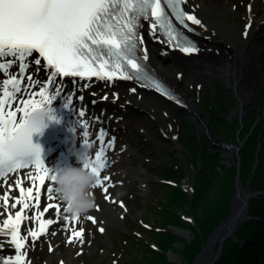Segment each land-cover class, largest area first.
<instances>
[{
    "label": "snow or ice",
    "instance_id": "obj_1",
    "mask_svg": "<svg viewBox=\"0 0 264 264\" xmlns=\"http://www.w3.org/2000/svg\"><path fill=\"white\" fill-rule=\"evenodd\" d=\"M248 16L245 37L253 27L251 3ZM196 26L207 28L190 0H0V75L7 74L0 84V178L7 187L0 196V236L14 250L13 254L0 253V264H31L29 247H35L49 233L48 226L57 223L61 209L65 212L53 195L52 169L42 159L41 147L32 142L33 133L43 126L46 106L54 111L50 106L64 96L67 82L63 78L84 81L88 87L93 78L106 83L134 80L180 104L181 98L156 77L149 63L145 29L154 41L167 45L163 55L178 50L192 56L202 51L199 42L186 34L197 33ZM14 67L18 71L13 72ZM131 91L135 93L136 88ZM84 99L79 96L81 105ZM103 99L109 97L104 95ZM64 104L71 107L72 101L65 97ZM79 114L83 116L84 112ZM81 126L88 128V121ZM83 135V144L90 145L89 132ZM106 136L101 129L100 141ZM116 143L113 136L107 147L115 148ZM106 152L101 146L85 167L99 178L94 188L101 187L102 198L108 200L105 182L111 177H102L109 164ZM18 171L31 180V186L25 187L21 178H16L14 184L8 182L9 176ZM41 186L53 202L41 204ZM31 210L35 214L26 215ZM54 215L56 218H51ZM69 219L65 215L61 225L69 231L66 242L76 238L82 243L84 229L69 228ZM78 219L71 217L73 223ZM87 219L95 222L92 216ZM26 220L35 221L38 227L25 225L24 235L22 224ZM99 231L105 229L100 227ZM5 247L0 242V249Z\"/></svg>",
    "mask_w": 264,
    "mask_h": 264
},
{
    "label": "rangeland",
    "instance_id": "obj_2",
    "mask_svg": "<svg viewBox=\"0 0 264 264\" xmlns=\"http://www.w3.org/2000/svg\"><path fill=\"white\" fill-rule=\"evenodd\" d=\"M225 1L230 3L229 8L232 11L228 16L229 20L245 23L247 7L251 0H219L218 2L222 5ZM262 3L264 4V0ZM259 30L261 39L257 46L261 52L260 82L258 89L252 92L253 100L250 106L246 110L242 108V99L237 97L234 85L224 79L198 76L188 67L173 66L165 62L163 64L165 73L170 77L180 73L183 77L181 92H184L189 100L196 104L202 113L203 122H193V118L187 112L182 114L175 106H170L164 101H158L157 106H152L143 99H136L144 106L140 114L135 111L129 112V119L123 122L124 128H119L117 133L110 132L111 136L117 138L115 148L112 150L117 160L111 170L114 173L113 183L108 193L109 196H119V199L113 201L118 216L116 219L103 216L95 223L87 217H81L76 226L84 229L83 242L75 241L74 252L68 247L70 242H66L69 235L67 229L61 241L55 244L46 242L41 248L31 253L32 264H125L126 260L130 261V264H143L148 259L156 264H193L206 247V242L213 231L223 222V220L218 221L211 232L208 230L210 229L206 210L208 206L205 207V203L207 204L211 197L218 196L221 189L229 186L228 183L232 184L233 180L231 204L237 191L236 182L240 168L243 185L249 187L250 192H261L251 200L250 208L255 199L264 201V190H253L251 179L246 181L243 175L245 163L252 158V167L247 169L250 171V176L256 175L264 149V26ZM190 68L193 67L190 66ZM40 76L43 78V72ZM37 91H39L38 88ZM87 102L88 100L86 105L89 104ZM88 115L92 119L91 126H95L94 130L99 134L102 127L98 125V115H94L92 110ZM219 116L221 118H218ZM201 124L208 126L217 147L210 142L206 129ZM195 135L196 140L193 143L198 145L199 151L196 154L194 152L193 155L185 142L195 138ZM94 142L96 144L98 139H94ZM234 146H237L239 151L233 148ZM208 147L212 149V154L219 155L215 159L216 164L219 161L220 165L215 164L216 173L209 174L213 176L214 183L210 186L209 193L205 194L202 200H198L194 196L195 187L197 179L202 174L204 151ZM93 148L92 153L96 150V146ZM247 148L251 151L249 157L245 155ZM176 164L179 167H185L181 170L184 178L176 184L191 195L190 205L187 206H185L186 200L179 195V192L169 189L166 186L169 185L168 180H164L159 174L164 166ZM133 175H138V180L135 179L136 181L131 183ZM0 193H2L1 189ZM181 205L185 206L184 210L187 213L179 210L178 214L182 215L188 224L196 226L195 229H192L190 225L173 224L172 220L177 216L176 208H181ZM90 215L93 214L90 213ZM256 219L264 221L260 217ZM100 227L105 229L103 233L99 231ZM167 228L170 232H167ZM239 229L240 227L236 231L238 232ZM178 230L187 232L189 236L177 234ZM171 233H174L175 237ZM236 234L224 241L223 248L231 239L240 242V247L245 245L247 238L237 239ZM127 239L131 241L130 248L134 246V252L129 255L127 253L125 255ZM201 243V250L196 256V248L193 245ZM48 244L53 245L51 251ZM160 246L166 250L164 256L153 253L159 250ZM62 247L68 249H62ZM59 250L62 254L51 258L53 254L60 253ZM173 255L177 257L174 258Z\"/></svg>",
    "mask_w": 264,
    "mask_h": 264
},
{
    "label": "bare ground",
    "instance_id": "obj_3",
    "mask_svg": "<svg viewBox=\"0 0 264 264\" xmlns=\"http://www.w3.org/2000/svg\"><path fill=\"white\" fill-rule=\"evenodd\" d=\"M219 0H210V2H206V0H190L192 4V9L195 11V13L198 15V18H201L204 22V24L207 26L206 29L200 28V26H197L200 28L202 33H204V44H206V48L204 51V57L195 59V61L187 63L179 60L177 57H174V59L168 60L163 54L160 53V51H163L165 48V45L156 46V42L148 35L147 29H145V37H146V43L149 46V58L151 59L152 63L154 64V67L157 69V72L161 73L165 79H167L171 84H173L176 89H178V95L182 100L181 107L186 110H189L192 114V117L195 119L197 117H200L202 119V113L189 98L186 96V94L181 92V88L183 86V77H181L180 73H178L175 77H170L167 73H165L163 64H165V60L169 61L168 63L172 64L173 66H183L188 67L189 70L194 71V73H197L198 76H207V77H220L227 81L230 84H233L235 87V90L237 92V97H241L242 101V108L245 110L250 106L252 100H253V94L254 90L258 89V85L260 82V70H261V63H260V49L257 46L260 42V28L264 26V4L262 3V0H251V6H252V17H251V23L253 25L252 29L250 30L249 36L245 37L243 35V32L245 30V26L249 23V16L248 12L246 14V22L245 23H238L236 20H229V15L231 14L230 3H227L226 1L224 4L221 5V3L218 2ZM249 3V4H250ZM249 6V5H248ZM188 9V8H187ZM248 9V7H247ZM211 37V39H209ZM192 66L193 68H190ZM193 73V74H194ZM134 88L132 84L130 83H116L113 84L111 82H94L91 83V87H88L86 83H75V84H68L66 83V88L64 89V96H62L60 99H57L54 101V103L50 106L54 111L60 114L61 118L63 117L64 120H62L63 126H76L80 130L88 131L91 128H83L81 124L84 121V118L80 116V111L82 105L86 103V100H88L87 103L92 104H99L100 107H102L105 111H115V112H125L129 114V112H136L140 114L141 108H144L141 102H139L136 99H143L146 102L150 103L152 106H157L158 99H156L152 95H148L146 93H143L141 91H138L137 86L136 92H132L131 89ZM75 92V96H70L69 94ZM83 95L85 97L83 104L81 105V102L79 101V96ZM107 95L109 97L108 100H104L103 96ZM119 96V99L117 100L115 97ZM65 97L70 99L72 101L71 107H66L64 104ZM94 102V103H93ZM86 105V104H85ZM49 107V106H48ZM56 113V114H57ZM19 119V114H18ZM201 123V122H200ZM203 125V124H201ZM204 126V125H203ZM205 127V126H204ZM82 138H84L82 136ZM89 141H91L93 138L90 136L88 137ZM72 144V141H70ZM76 142V140H75ZM109 149V148H107ZM143 152V151H141ZM140 152V153H141ZM54 159V158H53ZM52 159V161H53ZM111 160H115V158H112ZM46 166H48V163H45ZM113 165H109V168L106 169L107 172L102 173V177L104 175L110 176L111 179L109 181H106V186L109 190L110 186L112 185V176L114 175L112 170ZM28 171H32V169H27ZM27 170H25L27 172ZM137 172V171H136ZM138 173V172H137ZM16 178H21L23 180V184L25 183L27 179L26 175H21V172H17L14 174H11L8 178L9 183H13ZM138 178V175H133L131 178V183L133 181H136L135 179ZM127 179V177H126ZM138 180V179H137ZM243 181V180H242ZM4 191L7 190L6 183L4 184ZM25 185V184H24ZM247 187V186H246ZM18 194V192H17ZM103 189L101 187H96L94 189V196H95V207L91 209L89 212L94 215V218L99 219L100 217L108 218V219H116L118 214H116V209L113 205V201L116 199H119L118 195L109 196V193L107 195L109 196L108 200H105L102 198ZM48 198V195H47ZM234 200V199H233ZM57 201V200H56ZM52 200H41V204L44 203H51ZM58 202V201H57ZM233 202V201H232ZM60 203V202H58ZM62 205V203H60ZM229 215L223 219L225 221L227 218H229L230 214L232 213V203L229 206ZM15 211V210H13ZM88 212V213H89ZM29 216H32L35 214V210H31L27 212ZM59 219L57 220V223L53 225L54 229L49 232L47 235L43 236L40 241H38L35 245V247H29L28 255L30 258V254L35 252L37 249L41 248V246L44 243H57L59 240L61 241L63 238H61V233H65V231L62 229L61 226L63 223V217L65 216V212L61 209V211L58 213ZM47 218V214H46ZM51 218L55 219L56 216H52ZM251 221V220H248ZM97 222V221H96ZM29 224H31L29 226ZM28 225L29 227L35 226L36 222L32 221H24L22 224V234L27 235V231L25 230L24 226ZM76 225V224H75ZM75 225H69L71 228H75L76 230H79ZM60 227V228H59ZM67 230L66 228H64ZM52 232L55 233V235H52ZM76 239V238H74ZM74 240L68 244V247L73 250H75ZM0 242L5 243L6 247L4 249H0V253H6V254H13V249L7 246V239L0 236ZM219 241L214 240L212 241V245L207 249V257L213 253L214 248H218ZM58 249V248H57ZM62 249H68L62 247ZM60 251V250H59ZM60 253H55L51 256L54 257V255H61ZM203 260V259H202ZM201 260V262H202ZM32 264V262H31ZM65 264V263H64Z\"/></svg>",
    "mask_w": 264,
    "mask_h": 264
},
{
    "label": "trees",
    "instance_id": "obj_4",
    "mask_svg": "<svg viewBox=\"0 0 264 264\" xmlns=\"http://www.w3.org/2000/svg\"><path fill=\"white\" fill-rule=\"evenodd\" d=\"M218 118H221L220 116ZM219 121V119H218ZM221 123V122H220ZM223 124V123H222ZM188 139V137H187ZM194 140H196V135L195 138H191V140H187V142H185V144L187 145V147L190 148L191 153L194 152L196 154L197 151H199L198 149V145L194 144ZM252 150V155H253V146L251 148ZM263 154L260 156V166L258 168V171L256 173V175H249L250 171L247 169L248 167H252V159H250L249 161H247L246 164V168L244 171V179L247 181L249 179H251L252 181V186H253V190H264V149H263ZM212 149L210 147H208V149H206L204 151L205 154V158L204 161L202 162V174L199 176V178L197 179V184H196V190L194 193V196H196V199H200L202 200V197H204L205 194L209 193L210 190V186L214 185L213 183V176H210L211 174H215V164H216V157H218L219 155L217 154H212ZM245 155L247 157H249L251 151L250 149H246L245 150ZM217 166H219V161L216 164ZM182 169H185V167H179L177 166V164L175 166H164V168H162L161 172L159 173L161 176V178H163L164 180L167 179L169 182V185H166L169 189H172L176 192H179V195L182 196L184 198V200H186V205L188 204L190 205V197L191 195L185 191H183L182 189H180L178 187V185L176 184V182H179L181 179H183L184 177V173L183 171H181ZM210 174V175H209ZM210 176V177H209ZM226 182V181H225ZM231 183H228V185L231 187L229 188V186L222 188L221 189V193L218 196L215 197H211L209 199V202L206 204L205 202V207H207V215H208V225H210L208 229L210 232L213 230V228L216 226V223L218 221H222L223 219H225L228 215H229V205H230V201H231V192L232 189L234 187V182L233 180L231 181ZM175 185H174V184ZM231 184V185H230ZM229 188V190L227 191V189ZM227 192H229L227 194ZM185 206L181 205V208L178 207L176 208L177 212H176V217L173 218L172 222L175 225H181V226H187L190 225L192 229H195L196 226L192 225V224H188V222H186L183 219L182 215H179L178 212L179 210L182 211H186L184 210ZM212 206V207H211ZM187 213V212H185ZM184 213V214H185ZM251 217L253 218V220L251 221H245L244 224L240 227L239 231L236 234L237 239H245L247 238L245 241V245L240 247L238 241L235 242V239H231L228 240V244L226 243V245L224 246V250H223V255L220 258V260L216 263V264H264V221H259L258 219H256V217H260L264 219V201H258L257 199H255L251 205ZM198 223V222H197ZM167 232H170L167 228ZM131 234V233H130ZM171 235L174 236V233H171ZM132 236V235H131ZM169 237V236H168ZM175 237V236H174ZM131 238V237H130ZM133 238V237H132ZM130 239H127L126 243H128V245H125V255L127 253V255H129L130 253L134 252V246H132V248H130L129 243L131 241H129ZM196 241V240H195ZM193 243V242H192ZM201 244H197V245H193V247H195V254L196 256L198 255L199 251L201 250ZM147 247H149L148 245H146ZM166 250L160 246V249L153 252L154 254H158L161 256L165 255ZM195 256V257H196ZM187 260H191L188 257H184ZM145 261V260H144ZM143 261V262H144ZM192 261V260H191ZM125 264H130V261L126 260ZM134 264V263H132ZM142 264V263H141ZM143 264H156V262H152L151 260L148 259V261L146 263ZM159 264V263H157Z\"/></svg>",
    "mask_w": 264,
    "mask_h": 264
},
{
    "label": "clouds",
    "instance_id": "obj_5",
    "mask_svg": "<svg viewBox=\"0 0 264 264\" xmlns=\"http://www.w3.org/2000/svg\"><path fill=\"white\" fill-rule=\"evenodd\" d=\"M70 153L78 165L65 163L52 170L53 195L69 217L80 218L95 207L94 185L99 178L85 167L93 160L92 145L78 147L73 138Z\"/></svg>",
    "mask_w": 264,
    "mask_h": 264
},
{
    "label": "water",
    "instance_id": "obj_6",
    "mask_svg": "<svg viewBox=\"0 0 264 264\" xmlns=\"http://www.w3.org/2000/svg\"><path fill=\"white\" fill-rule=\"evenodd\" d=\"M204 49L201 51L200 54L196 55H192V56H187L184 53H180L179 51H174L173 52V56L177 57L179 60L183 61V62H193L195 61V59L198 58H202L204 57ZM171 61V60H170ZM140 90L144 91L145 93H147L148 95H152L154 97H156L159 101H164L165 103L169 104L170 106H175L177 109H179L182 114H185L186 112L191 115L192 114L189 110H186L185 108L183 109L178 103H176L174 100H170L169 98L165 97L163 94H159L156 90L152 89V88H146L143 87L141 85L137 86ZM193 118V117H192ZM197 122V123H202L203 121L201 120L200 117L197 118H193V122ZM205 126V132L208 135V139L210 140V142L213 144V146L217 147V144L214 142L213 139V135L211 132H209L208 126ZM233 148H235L237 151H239V148L236 146H234ZM236 186H237V191L235 194V198L232 202V213L230 214L229 218H227L225 221H223L212 233L211 237L207 240V245L206 247L201 251L200 255L196 258V260L193 262V264H213L214 262H216L217 260H219L220 256L222 255V248L224 245V241H226L228 238H231L234 236V234H236V230L241 227L245 221L248 220H252L251 217V208H250V204H251V200L254 197H257L259 194H261V192H250L249 187H246L243 185V181H242V175H241V168H240V172H239V176L237 178V182H236ZM179 235H182L184 237H188L189 234L187 232H181L180 230H178ZM219 241V246L217 248L216 251H214L213 253H211V255H209L207 257V249L212 245V241L217 240ZM173 257H177L175 255H173ZM203 259V260H202ZM176 261H180V259H175ZM202 260V262H201ZM175 261V262H176Z\"/></svg>",
    "mask_w": 264,
    "mask_h": 264
}]
</instances>
